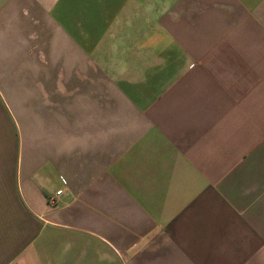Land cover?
I'll return each mask as SVG.
<instances>
[{
    "label": "crops",
    "instance_id": "crops-1",
    "mask_svg": "<svg viewBox=\"0 0 264 264\" xmlns=\"http://www.w3.org/2000/svg\"><path fill=\"white\" fill-rule=\"evenodd\" d=\"M0 110V264H264V0H0Z\"/></svg>",
    "mask_w": 264,
    "mask_h": 264
},
{
    "label": "rangeland",
    "instance_id": "rangeland-1",
    "mask_svg": "<svg viewBox=\"0 0 264 264\" xmlns=\"http://www.w3.org/2000/svg\"><path fill=\"white\" fill-rule=\"evenodd\" d=\"M2 111L0 110V143L2 146L0 149L2 150L1 153L5 152H11L7 147H8V141L11 137L9 133V126L7 125V122L4 120L5 115L1 113Z\"/></svg>",
    "mask_w": 264,
    "mask_h": 264
},
{
    "label": "built area",
    "instance_id": "built-area-1",
    "mask_svg": "<svg viewBox=\"0 0 264 264\" xmlns=\"http://www.w3.org/2000/svg\"><path fill=\"white\" fill-rule=\"evenodd\" d=\"M61 194V192L58 193V195ZM54 199H51V201H53Z\"/></svg>",
    "mask_w": 264,
    "mask_h": 264
}]
</instances>
